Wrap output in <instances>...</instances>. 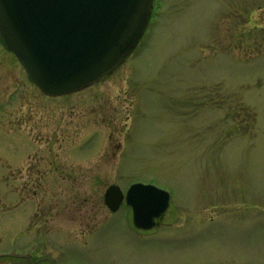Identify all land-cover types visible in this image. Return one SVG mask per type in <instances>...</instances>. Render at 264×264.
Returning a JSON list of instances; mask_svg holds the SVG:
<instances>
[{
  "label": "rangeland",
  "instance_id": "1",
  "mask_svg": "<svg viewBox=\"0 0 264 264\" xmlns=\"http://www.w3.org/2000/svg\"><path fill=\"white\" fill-rule=\"evenodd\" d=\"M134 183L170 194L149 230L103 201ZM3 251L40 264H264V0H154L132 54L58 97L0 41Z\"/></svg>",
  "mask_w": 264,
  "mask_h": 264
},
{
  "label": "water",
  "instance_id": "2",
  "mask_svg": "<svg viewBox=\"0 0 264 264\" xmlns=\"http://www.w3.org/2000/svg\"><path fill=\"white\" fill-rule=\"evenodd\" d=\"M153 0H0V38L46 95L83 89L111 72L143 34ZM123 198L133 224L148 230L169 204L168 192L134 184L125 196L114 185L104 203L116 211Z\"/></svg>",
  "mask_w": 264,
  "mask_h": 264
},
{
  "label": "flooded vegetation",
  "instance_id": "3",
  "mask_svg": "<svg viewBox=\"0 0 264 264\" xmlns=\"http://www.w3.org/2000/svg\"><path fill=\"white\" fill-rule=\"evenodd\" d=\"M44 259V258H42ZM41 259V260H42ZM47 264H49V258L46 257ZM28 262V263H26ZM0 264H40V259L35 256L34 251L30 254H18L16 252H0Z\"/></svg>",
  "mask_w": 264,
  "mask_h": 264
}]
</instances>
